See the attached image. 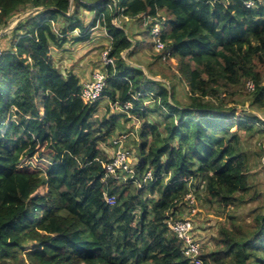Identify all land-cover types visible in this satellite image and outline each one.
Masks as SVG:
<instances>
[{
    "label": "trees",
    "instance_id": "trees-1",
    "mask_svg": "<svg viewBox=\"0 0 264 264\" xmlns=\"http://www.w3.org/2000/svg\"><path fill=\"white\" fill-rule=\"evenodd\" d=\"M245 1L0 0V27L14 26L1 38L9 41L0 56V264H192L169 214L183 213L189 192L240 205L253 168L241 131L264 140V118L247 110L236 118L222 97L246 95L264 111V0ZM84 13L92 14L89 25ZM122 17L143 20L141 32H130ZM156 24L165 48L155 59L170 64L161 80L148 75L153 64L145 72L123 57L155 49ZM97 26L110 37L113 62L91 104L53 49L90 40ZM177 77L188 101L175 96ZM127 102L112 113L111 105ZM133 117L141 123L135 176H109L100 145L131 131ZM230 223L201 251L203 264H264V213L251 226L231 215Z\"/></svg>",
    "mask_w": 264,
    "mask_h": 264
},
{
    "label": "rangeland",
    "instance_id": "rangeland-1",
    "mask_svg": "<svg viewBox=\"0 0 264 264\" xmlns=\"http://www.w3.org/2000/svg\"><path fill=\"white\" fill-rule=\"evenodd\" d=\"M19 13V14H17ZM15 14V19L17 16L21 14H25L23 9L19 10ZM84 18L85 24L89 25L92 19L91 13H84L82 14ZM123 22H127V27L130 32L133 34H139L143 29L144 23L142 24L143 20H128L125 18H121ZM121 21L114 20V24L121 25ZM0 29H2L0 27ZM161 30V27H160ZM77 34V33H76ZM0 36V49H4L8 45V38L1 39ZM149 40L154 41L153 37H150ZM109 45H110V37L103 27H97L91 31V38L85 42H68L62 48H54L53 49V57L56 64L65 72H68V69L78 68L85 70H104L105 69V62H104V55L109 52ZM157 50L153 49H144V50H137L136 52L132 53V55L127 56L126 51L123 52V57L127 58L128 61L132 65H139L141 66L145 72L146 66L149 64L152 65V71L147 72L149 76H152L153 79L161 80V73L167 71L170 64H165V61H158L155 59ZM177 61L175 59H171V65H176ZM155 74V75H153ZM82 83V82H81ZM172 83L175 87V96L180 98L183 102L188 101L189 99V92L187 89V85L185 82L175 78ZM222 97L224 98V102L226 106L236 107V118H238L241 114H243L244 110L252 112L258 116L264 118V111L259 109L253 108L250 104L248 99L249 96L246 95H231L230 92L223 91ZM152 102H147L148 105H152ZM108 101L106 99L102 100L101 107L97 113V117H103L106 114V108ZM112 113H118L121 109L111 105ZM157 117V115H155ZM154 116V117H155ZM134 118V117H133ZM129 132L130 137L128 141L125 142L127 148L132 150V159L134 163H137V144H138V133L141 129V123L137 118H134L133 121L129 123ZM242 140L241 144L245 149V152L248 156L251 157L250 162L253 165V168L250 171V179L249 182L251 184V188L248 191V194L245 197V201L240 202V205L236 206H228L222 207L219 206L218 203H208L205 201L204 195H194L195 202L192 209H184L181 214L182 217L190 216L193 219L194 224V236L201 242L202 251L211 250L214 246V239L213 237L217 236L220 226L227 225L230 226V215L235 216V219L242 224L244 227L253 225V218L256 213H264V157L260 158L258 156L259 153L264 150V140L263 134H249V133H242ZM108 157L113 156L114 148L110 145H100ZM255 194L258 196L253 198L252 200L249 198L254 197Z\"/></svg>",
    "mask_w": 264,
    "mask_h": 264
},
{
    "label": "built area",
    "instance_id": "built-area-1",
    "mask_svg": "<svg viewBox=\"0 0 264 264\" xmlns=\"http://www.w3.org/2000/svg\"><path fill=\"white\" fill-rule=\"evenodd\" d=\"M247 6L254 5V1L249 0L245 1ZM160 32L159 24H156L153 27L152 34L156 37L155 49L157 51L163 50L165 48V44L162 42L160 38H158V34ZM2 54V50L0 49V56ZM105 64L113 62V59L108 56L106 53L104 55ZM106 84V73L103 70H96L88 80L82 82V92L81 97L86 103H94L97 100H100L103 94V90ZM247 86L250 90L254 89V85L252 82H248ZM118 108L128 109L131 107V103L127 102L122 107L118 104L115 105ZM130 133L120 134L113 139V156L110 157V161L105 163V168L107 170V175L109 176H117L123 179L134 178L135 176V163L132 159V150L127 148L125 142L128 141L130 137ZM152 178V172L148 171L144 180ZM138 183V180L135 181ZM195 194L193 192H189L184 197V201L186 204V209H192L195 202ZM115 200L114 197H108L107 201L109 203H113ZM192 211H194L192 209ZM179 216V217H178ZM170 215L168 219V224L170 230L178 236L183 242V252L184 254L191 260L192 264H203L202 259L200 258V254L202 251L201 242L194 236V224L193 219L190 216L182 217V215Z\"/></svg>",
    "mask_w": 264,
    "mask_h": 264
},
{
    "label": "crops",
    "instance_id": "crops-1",
    "mask_svg": "<svg viewBox=\"0 0 264 264\" xmlns=\"http://www.w3.org/2000/svg\"><path fill=\"white\" fill-rule=\"evenodd\" d=\"M97 27H99V26H97ZM97 27H95V28H97ZM95 28H92V30L95 29ZM1 30H3V28L0 29V31H1ZM80 70H81V71H78V68H76V69L70 68V69H68V72H73V73H75L76 75L79 76L81 82H83V81H85V80H88V79L91 77V75L96 71V69H94V70H92V69H90V70H88V69L85 70L84 68H83V69H80Z\"/></svg>",
    "mask_w": 264,
    "mask_h": 264
},
{
    "label": "water",
    "instance_id": "water-1",
    "mask_svg": "<svg viewBox=\"0 0 264 264\" xmlns=\"http://www.w3.org/2000/svg\"><path fill=\"white\" fill-rule=\"evenodd\" d=\"M46 8L45 7H41V8H36V9H33L32 11H30V12H28V13H25V15H19L18 17H17V20H21V19H24L27 15H30V14H34V13H37V12H39V11H41V10H45ZM14 27V26H13ZM13 27H4L3 28V30H1L0 31V36H2L3 34H5V33H8V32H10L12 29H13Z\"/></svg>",
    "mask_w": 264,
    "mask_h": 264
}]
</instances>
